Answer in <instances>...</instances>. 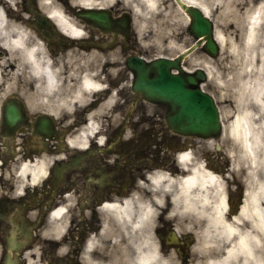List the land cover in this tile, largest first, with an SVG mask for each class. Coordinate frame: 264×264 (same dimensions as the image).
<instances>
[{"label": "clouds", "instance_id": "9594fccd", "mask_svg": "<svg viewBox=\"0 0 264 264\" xmlns=\"http://www.w3.org/2000/svg\"><path fill=\"white\" fill-rule=\"evenodd\" d=\"M24 3L0 0V103L19 96L31 114L52 118L57 128L67 129L59 145L66 151L45 150L28 157L18 142L21 146L7 167L0 159V198L19 199L26 191L43 188L57 160L91 147L93 136L85 139L82 129L95 134L98 151L113 147L106 145L108 130L123 119L116 105L125 98L122 86H113L111 80L135 55L125 54L119 45L106 51L73 45L54 54L48 39L29 23L32 14L22 11ZM35 5L71 41L98 35L71 9L79 13L118 5L121 16L131 17L142 55L171 53L184 44L179 33L186 20L168 7V0H35ZM197 7L213 21L221 48L217 60L206 57L200 66L210 69L206 88L218 102L223 130L184 148L165 149L167 166L142 168L125 193L112 192L96 205L98 226L80 243L78 264H185L177 247L162 243L157 229L164 227L163 221L171 223L169 235L175 241L182 243L191 235L186 264H264V0H198ZM9 8L24 19L10 16ZM78 112H83L79 125ZM146 112L153 114L148 108ZM132 135L129 127L122 139ZM6 150L0 145V152ZM206 152L227 161V167H210ZM238 189L242 203L232 211L230 197ZM80 200L76 187L56 195L54 208L59 211L49 210L38 233L42 240L61 242L56 249L60 260L73 253L71 238L65 239L73 218L82 221L92 212ZM38 211L31 210L29 218L36 220ZM43 248L39 243L26 251L25 264H46Z\"/></svg>", "mask_w": 264, "mask_h": 264}, {"label": "flooded vegetation", "instance_id": "af4514ba", "mask_svg": "<svg viewBox=\"0 0 264 264\" xmlns=\"http://www.w3.org/2000/svg\"><path fill=\"white\" fill-rule=\"evenodd\" d=\"M64 2L67 3V0ZM24 4H27V0ZM117 7L118 5L103 9L108 13L110 24L106 29L93 27V31L98 34L97 37L80 41L48 39L54 54L73 45L85 50L98 47L105 51L119 45L125 54L135 53L125 61V67L116 80L109 78L113 86H122L120 95L125 98L124 104L116 105L118 110H122L123 119L114 122L108 130L109 139L106 145L112 143L113 147L104 152L98 151L95 134L82 129L85 139L93 136L91 147L85 151H73L68 160H57L43 188L26 191V194L19 199H11L7 196L0 198V264H25L24 253L39 243L44 245L43 256L46 264H78L75 257L79 253L80 243L89 230H95L98 226L96 205L109 199V194L112 192L125 193L142 168L152 165L167 166L169 155L165 149L173 151L179 149L178 134L169 128L165 120L169 112L167 106L150 102L132 89L133 72L129 68L132 62L135 63V58L150 62L156 56L141 54L138 37L131 28L130 15L125 13L121 16L116 11ZM10 11L11 8L8 9L9 13ZM71 11L84 19L81 12L76 13L75 9ZM101 31L104 32L102 36L99 35ZM45 33H49L48 30H45ZM107 68L108 65L105 64L104 70L106 71ZM104 91L107 93L109 90ZM6 102L7 100L0 103V145L7 149L0 152V159L4 160L2 167L8 166V161L21 146L18 142H22L25 156L28 157L45 150L55 154L66 151V147L59 145L63 144L61 137L67 129L57 128L54 120L45 114H31L24 101H10L13 104L23 105L24 120L14 127H7L2 119ZM95 106L94 102L88 107ZM146 108L151 109L153 114H147ZM77 116L76 124L79 125L83 119V112H78ZM71 127L73 126H68ZM129 127L133 135L131 138L122 139L125 130ZM3 183L10 186L8 181ZM73 187L80 192V203L84 204L83 207L91 208L92 212L88 219L82 221L78 217L73 218V227L70 229L69 237L65 238H71L74 244L73 253L70 257L60 260L56 255V249L61 242L42 240L38 233L46 225L49 210L59 211L54 208L56 195ZM242 196V190L239 189L231 194L232 211L242 203ZM35 209L39 210L38 217L32 220L28 214ZM161 220L163 221V217ZM163 223L164 227L157 229L162 243L165 247H177L186 264L188 244L192 242L191 235L185 236L182 243L175 241L174 234L169 235L171 223L167 221ZM169 240L172 242L171 245Z\"/></svg>", "mask_w": 264, "mask_h": 264}, {"label": "water", "instance_id": "95a60500", "mask_svg": "<svg viewBox=\"0 0 264 264\" xmlns=\"http://www.w3.org/2000/svg\"><path fill=\"white\" fill-rule=\"evenodd\" d=\"M181 7L191 16L190 32L198 40L175 59L158 58L147 66L137 60L131 65L135 70L133 89L149 100L160 101L170 107L172 113L167 117V121L174 131L185 135L208 136L219 132L220 123L213 99L199 88V83L205 79V75L200 69L193 74L183 72L180 61L203 42L204 50L210 55H216L218 47L213 38L212 22L209 18L196 7L184 3H181ZM86 11H83V17L94 26L109 25L104 12L96 14ZM35 26L47 28L49 23L45 17L37 14ZM56 36L63 39L59 34ZM171 69H176L179 73H171ZM150 72L154 73L152 77L149 76ZM20 117V112L15 106H6L4 119L9 126L14 125Z\"/></svg>", "mask_w": 264, "mask_h": 264}, {"label": "rangeland", "instance_id": "374dc122", "mask_svg": "<svg viewBox=\"0 0 264 264\" xmlns=\"http://www.w3.org/2000/svg\"><path fill=\"white\" fill-rule=\"evenodd\" d=\"M168 2H169V3H172L173 6H174V9H175L176 11L179 12V10L177 9V6H176V3L174 2V0H168ZM187 25H188V24H187ZM187 25L184 24L183 29H182L181 32L179 33L180 37L184 40V44L179 48L178 51L173 50L171 53L166 52V53H164V54H167V55H173V54H176V53H178L180 50H182V49L185 48V47L190 46V45L194 42V38L191 37V36L189 35V32H188V30H187ZM214 27H215V25H214ZM206 57H211V56L205 54V53L201 50V48L196 49L194 52H192L189 56H187V57L184 59V61H183V66H184L186 69L199 68V67H201L200 65H201V63L203 62V59L206 58ZM211 58L214 60V57H211ZM215 58H216V57H215ZM202 84H204V82H203ZM205 84H207V83H205ZM207 92H208V90H207ZM215 100H216V99H215ZM217 104H218V102H217ZM217 106H218V105H217ZM198 138H203V137H202V136H192L191 138H189V137H179V141H180L179 146H181V147H182L183 145H184V147H185V146H186V147H187V146H190V145L192 144L191 142H192L194 139H198ZM219 164H220V163H219Z\"/></svg>", "mask_w": 264, "mask_h": 264}, {"label": "bare ground", "instance_id": "6f19581e", "mask_svg": "<svg viewBox=\"0 0 264 264\" xmlns=\"http://www.w3.org/2000/svg\"><path fill=\"white\" fill-rule=\"evenodd\" d=\"M86 2H91V0H86ZM174 2L176 3V6H177V9L179 10V13H181L182 16L185 18V20H186V23H185V24H186V25L189 24V22H190L191 19H190V17L186 14V12L183 10V8L181 7V3H184V4H186V5H189V6H193V7L198 8V7H197L198 0H174ZM168 7H169L170 9H171V8H174L173 4H172V3H169V2H168ZM198 9H199V8H198ZM214 36H215V31H214ZM215 38H216V36H215ZM215 41L217 42V44H218V46H219V53L217 54V56H215L216 58L214 57V60H217V59L219 58L220 54H221V48H220V44H219V41L217 40V38L215 39ZM185 49H186V47L183 48L181 51H185ZM13 67H14V65H13ZM200 68L204 71V73H205V75H206V80L204 81V84H201L200 87H201V89H202L204 92H207V88H206V85H207V84H205V83H207V81H208L207 71L210 70V69H206V67H200ZM191 69H192V68H191ZM187 70H188V69H187ZM188 72H191V70H189ZM207 93H208L209 95H211L209 91H208ZM211 97H212L213 100L215 101V104L218 105V104H217V101L215 100V98H214L212 95H211ZM217 109H218V112H219V120H220V123H221V128H220L219 132H218L216 135H214V136H208V137H206V138H198V139H194L191 143L196 142V141H203V140H206V139H208V138H210V137H217V136H219V134H220L221 131L223 130V123H222L221 114H220V111H219L218 106H217ZM205 155H207L208 158H209V161H210L209 166H210V167H215L217 170H223L225 167H227V161H217L216 159L213 158L212 153H209V152H206ZM219 163H220V164H219Z\"/></svg>", "mask_w": 264, "mask_h": 264}]
</instances>
